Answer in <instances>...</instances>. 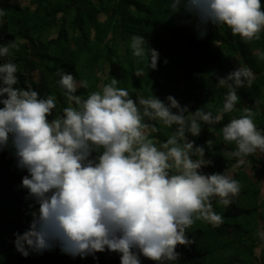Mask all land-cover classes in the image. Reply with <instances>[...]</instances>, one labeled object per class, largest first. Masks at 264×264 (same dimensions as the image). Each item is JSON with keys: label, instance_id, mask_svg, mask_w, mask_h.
<instances>
[{"label": "clouds", "instance_id": "9594fccd", "mask_svg": "<svg viewBox=\"0 0 264 264\" xmlns=\"http://www.w3.org/2000/svg\"><path fill=\"white\" fill-rule=\"evenodd\" d=\"M171 7L195 21L201 39L210 25H226L245 43L264 31L261 0H173ZM18 47L15 41L0 45V60L5 61L0 63V151L10 150L16 167L26 172L20 188L32 209L28 229L13 233L18 253L26 258L58 247L73 259L115 252L120 264H141V257L174 264L180 256L177 246L191 244L186 230L195 220L220 226L223 218L212 201L229 206L240 183L229 170L203 173L211 161L202 158L204 147L188 137L200 135L201 122L214 125L234 110L237 89L251 87L255 79L250 68L217 76L218 86L228 88L220 115L202 108L190 113L171 95L133 100L126 89L116 87V79L82 100L76 92L84 82L58 71L57 84L73 106L49 119L56 107L53 96L42 98L30 86L16 87L18 67L11 56ZM130 47L156 69L159 53L147 40L133 36ZM244 111L222 128L224 141L236 145L231 155L237 165L264 153V129L257 128L251 110ZM146 119L175 125V131L157 147L146 134ZM151 131H158L155 124ZM257 235L259 252L264 225Z\"/></svg>", "mask_w": 264, "mask_h": 264}, {"label": "trees", "instance_id": "16d2710c", "mask_svg": "<svg viewBox=\"0 0 264 264\" xmlns=\"http://www.w3.org/2000/svg\"><path fill=\"white\" fill-rule=\"evenodd\" d=\"M172 2L0 0L4 12L0 45L11 41L19 45L11 56L18 67L16 87L30 86L42 98L54 97L56 107L49 119L60 117L65 107L73 106L57 84L58 71L84 82L76 92L82 100L116 79V87L126 89L133 100L152 94L165 100L171 95L181 106L187 105L190 113L202 108L220 115L228 88L218 86L217 76L224 77L237 67L250 68L255 79L251 87L237 89L239 99L234 110L223 113L214 125L201 122L200 135L188 137L204 147L202 158L211 161L202 169L209 174L223 173L237 165V158L231 155L235 143L223 139L224 125L249 109L257 128L264 129V31L258 39L245 43L226 25H210L201 39L195 21L181 8H172ZM261 2L264 5V0ZM133 36L143 37L158 51L156 69H151L146 58L133 55ZM145 122L150 125L146 134L157 147L173 135L176 127ZM153 124L158 131H151ZM197 158L201 157L193 156ZM245 163L252 168L261 165L264 174V163L256 153L246 157ZM24 175L26 172L16 167L12 152L0 151V264H120L115 252H98L95 258L85 259H73L58 247L26 258L18 253L13 233L28 229L32 210L31 201L25 199L26 190L20 188ZM233 177L240 183V193L232 203L225 207L216 199L212 201L213 210L223 222L213 227L195 220L186 230L191 244L177 246L180 256L174 264H264V248L258 255L255 251L261 243L257 231L264 225V196L260 200L258 182L251 181L242 169H236ZM141 264L156 262L141 257Z\"/></svg>", "mask_w": 264, "mask_h": 264}, {"label": "rangeland", "instance_id": "374dc122", "mask_svg": "<svg viewBox=\"0 0 264 264\" xmlns=\"http://www.w3.org/2000/svg\"><path fill=\"white\" fill-rule=\"evenodd\" d=\"M256 158L258 160H260L262 163H264V153L257 152ZM236 169H242V171H244L248 175V177L251 181L258 182L257 185L261 188V193H260L259 197H260V200H262V198L264 196V174L262 172L261 165H256L254 168H252L251 164H246V163L241 164V165H236V166L229 169L232 176H233ZM201 171L205 174H209L208 172L205 171V169H201ZM255 251L258 255L259 253L257 252V250H255Z\"/></svg>", "mask_w": 264, "mask_h": 264}]
</instances>
